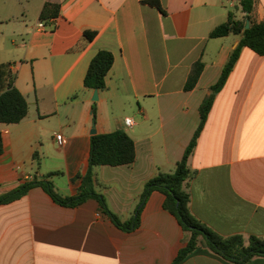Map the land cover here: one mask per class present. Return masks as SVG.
Returning <instances> with one entry per match:
<instances>
[{
  "label": "crops",
  "instance_id": "0c3cea01",
  "mask_svg": "<svg viewBox=\"0 0 264 264\" xmlns=\"http://www.w3.org/2000/svg\"><path fill=\"white\" fill-rule=\"evenodd\" d=\"M46 4L58 6V15L39 29ZM229 13L243 17L238 0H0V94L8 65L28 105L19 123L0 124V193L57 173L48 178L56 192L75 196V177L88 169L91 130H122L134 142V163L96 167L94 174L109 210L121 222L130 219L145 183L181 160L198 108L238 45L235 35L209 38ZM254 18L264 22V0H255ZM101 50L114 62L93 102L83 80ZM197 61L203 71L185 92ZM188 164L196 172L189 191L197 220L222 236H264V56L241 50ZM163 201L152 192L139 227L126 233L94 200L71 208L31 188L0 206V264H171L187 234ZM180 264L228 263L197 249Z\"/></svg>",
  "mask_w": 264,
  "mask_h": 264
},
{
  "label": "trees",
  "instance_id": "16d2710c",
  "mask_svg": "<svg viewBox=\"0 0 264 264\" xmlns=\"http://www.w3.org/2000/svg\"><path fill=\"white\" fill-rule=\"evenodd\" d=\"M151 5L158 7L156 1H149ZM255 0H238V7L243 17L237 20L232 13L228 14L226 22L220 24L209 33V38H223L230 35L239 37L238 45L231 52L228 60L223 65L221 74L214 85L210 87V94L206 96L199 108V123L189 144L184 150L183 156L170 172L158 171L149 179L140 196V202L133 216L121 222L113 214L104 199L96 190L94 168L101 166H128L135 161V146L132 139L122 130H116L107 134H95L90 138L88 169L85 174L77 175L80 180L77 194L71 197L59 195L53 183L48 180L57 173H50L44 180H34L23 183L8 193H0V206L13 203L27 194L34 187L42 188L50 198L61 206L77 207L88 200H94L99 212L106 216L112 224L120 230L130 233L140 225V214L148 196L154 192L164 195L163 209L172 215L182 231L187 234L185 245L180 248L171 264H180L185 258L197 249H205L220 257L228 264H246L255 258L264 259V236H222L197 220L190 211V183L196 172L189 166L188 160L196 147L197 140L207 117L212 108L216 95L223 89L228 77L233 70L243 48L251 50L259 56H264V22H257L254 18ZM58 15V6L44 5L40 21H48ZM248 23L249 27L244 28ZM88 40H92L95 33H84ZM114 62L113 55L105 50L98 51L92 58L87 68L83 86L86 90L104 91L106 89V77ZM5 69V90L0 94V124H17L23 120L28 112L25 98L14 87L15 75ZM204 65L200 61L195 62L188 74L184 85V91L194 89L203 71ZM95 103L92 107L93 121L95 120ZM2 153V140L0 136V154Z\"/></svg>",
  "mask_w": 264,
  "mask_h": 264
},
{
  "label": "built area",
  "instance_id": "2783aa9c",
  "mask_svg": "<svg viewBox=\"0 0 264 264\" xmlns=\"http://www.w3.org/2000/svg\"><path fill=\"white\" fill-rule=\"evenodd\" d=\"M49 22H51V24H52V23L54 22V20L49 21ZM36 26H37V28L41 29V28H43L45 25H44V22L39 21V22L36 24ZM124 122H125V125H126V126H128V127H131V126H132V121H131L130 119H125ZM55 140H56V142H57V144H58L59 146H63V145H64V139H63V137H62L61 135H59V134L55 135Z\"/></svg>",
  "mask_w": 264,
  "mask_h": 264
},
{
  "label": "water",
  "instance_id": "95a60500",
  "mask_svg": "<svg viewBox=\"0 0 264 264\" xmlns=\"http://www.w3.org/2000/svg\"><path fill=\"white\" fill-rule=\"evenodd\" d=\"M249 27L248 23L245 24L244 28L247 29ZM97 94H98V91L97 90H94V93H93V97H92V101L95 102L97 101ZM90 134L93 136L96 134V131L95 129L93 128L90 132Z\"/></svg>",
  "mask_w": 264,
  "mask_h": 264
},
{
  "label": "rangeland",
  "instance_id": "374dc122",
  "mask_svg": "<svg viewBox=\"0 0 264 264\" xmlns=\"http://www.w3.org/2000/svg\"><path fill=\"white\" fill-rule=\"evenodd\" d=\"M231 11L235 12L236 10L234 8L230 9Z\"/></svg>",
  "mask_w": 264,
  "mask_h": 264
}]
</instances>
